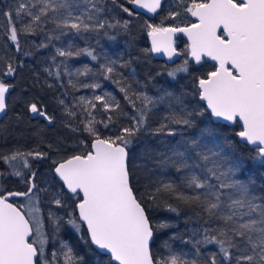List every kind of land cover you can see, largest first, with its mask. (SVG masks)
<instances>
[{
	"label": "snow or ice",
	"instance_id": "6c2138e0",
	"mask_svg": "<svg viewBox=\"0 0 264 264\" xmlns=\"http://www.w3.org/2000/svg\"><path fill=\"white\" fill-rule=\"evenodd\" d=\"M99 3L100 0H83L86 7L82 8L80 0H35V3L29 0V7L24 0H17L14 15L13 8L7 6V10L0 7V16L7 18L6 34L17 51L20 50L18 36L21 33L36 35L44 32L46 25H54L51 32L45 33L49 42L69 32L86 39L83 34L99 32L106 27L128 29L127 20L122 24L98 20L105 11L104 7L97 6ZM128 3L149 13L162 8V0H128ZM111 4L120 7L117 0H111ZM178 4L181 11L194 20L186 21L183 27L148 23L151 52H163L170 60L181 55L173 47V37L182 33L188 42L183 53L185 59L168 75L175 79L177 72H188L190 60L200 65L205 58L214 62L212 70L195 78L192 91L180 95L166 92L154 100L118 78L117 61L109 57H104L98 72H92L87 66L82 71L68 72L65 65V73L69 76L92 73L112 81L132 108L133 115L124 112L121 103L108 92L94 95L91 100L79 98L83 112L87 113L86 117H81L83 131L91 140L80 141L83 147L79 153L53 161L55 178L52 184L58 191L51 192V203L57 209L71 207L66 213L67 223L82 235L86 228L91 245L109 256L108 264H264V195L256 193L254 181L238 176V172L242 173L243 161L225 151L208 127L200 129L198 136L182 137L176 145L166 146V152H158L156 163L159 166H172L177 172L188 170L181 178L183 187L172 182L158 183L154 189L146 186L144 193V198L152 204L169 196L195 213L199 226L192 229L191 237L188 240H183L182 236L170 238L191 244L192 258H185L186 253L177 254L168 240L162 244L163 252L154 254L152 251L156 229L150 223L141 198L135 194L134 171L130 167L129 147L141 133L172 137L176 131L170 125H177L181 130L192 129L197 117H204L209 123L237 124L240 130L236 131V136L255 153L251 159L264 164V0H178ZM122 11L133 15L126 7ZM181 11L170 12L169 16L175 19ZM25 16L28 22L17 29L15 24L22 22ZM56 30L58 34H52ZM39 47L47 45L41 43ZM81 55L98 60L93 51L87 48L72 50L71 44L67 48H56L52 59L66 60ZM22 66L5 62L0 75L14 77ZM128 66L127 63L119 65ZM56 67L59 68V64ZM44 71L48 76L53 75L48 68ZM55 78L59 80L58 73ZM69 84L78 87L72 80ZM79 86L93 91L101 87L98 82L80 83ZM12 87L7 80H0V113L7 112V96ZM188 96L198 97V101L189 105ZM165 100L168 115L158 127L150 128L153 108ZM58 103L63 106L64 100ZM97 104L102 106L106 120L96 119L93 110L97 109ZM25 107L49 124L54 122L37 103L26 101ZM65 114L69 118L76 117L74 111L66 110ZM121 117L131 123L123 125ZM98 124L105 129L118 126V131L115 135H103ZM65 127L74 133L80 131L79 126L69 123H65ZM29 157L41 160L46 158V153L16 151L0 156V160L12 168L8 175L19 178L26 185L25 191H9L0 185V264H60L61 257L63 264H78L80 258L66 242H61L60 250L52 253L51 260L45 256L44 226L35 201L40 191L48 193L49 190L37 185V173L31 171ZM20 162L30 174L20 170ZM4 176L5 173L0 172V180ZM183 188L189 191L186 193ZM13 197H25L27 202L15 205L10 202ZM168 211L177 212L178 209L168 204ZM63 219L49 212L48 224L53 232L59 230V222ZM206 245H214L217 250L204 254L201 248Z\"/></svg>",
	"mask_w": 264,
	"mask_h": 264
},
{
	"label": "trees",
	"instance_id": "16d2710c",
	"mask_svg": "<svg viewBox=\"0 0 264 264\" xmlns=\"http://www.w3.org/2000/svg\"><path fill=\"white\" fill-rule=\"evenodd\" d=\"M24 2L29 4V0H24ZM32 2L35 3V0ZM16 3L17 0H0V7L7 10V6H11L14 15ZM80 3L82 8L86 7L83 0H80ZM117 3L120 7L112 6L111 0H100L97 6L104 7L105 11L101 12L98 20H105L112 24H122L123 21L127 20L129 21L127 30L120 27H106L99 32L83 34L86 39L69 32V35L49 42L45 33L51 32L54 25H46L44 32H38L36 35L21 33L18 36L19 51L6 34L7 18L0 16V73L4 71L5 62H11L16 66L23 65L18 67L14 77L0 75V80H7L13 85L10 94L7 96V112L0 119V156L11 155L16 151L30 152L35 150L46 153V158L41 160L31 157L27 159L31 171L37 173V185L49 190L48 193L40 191L37 199L46 240L44 245L45 256L49 260L52 259L54 251L60 250L61 242H66L73 249L74 255L80 258L78 264H108L109 260L107 256L99 254L90 246L84 230L82 235L67 223L66 213L71 211V207L57 209L51 203V192L58 191L52 184L54 179L51 175L53 161L79 153L83 147L80 141L90 142L91 140L88 134L83 131L81 117H86L87 113L83 112L79 98L85 97L86 100H91L94 95H103L104 92H108L121 103L124 112L128 113L129 116L133 115L132 108L129 107L123 94L112 81H105L102 77L94 76L92 73L86 76H69L65 73V65L68 72L82 71L85 66L92 69V72H98L100 63L104 62V57H109L117 61V72L120 74L118 78H123L131 84L134 90L143 92L154 100H158L166 92L180 95L183 92L192 91L195 78L206 75L207 71L212 70V64L206 60L200 65L190 61L188 72H177L175 79L168 75L169 71L176 69L185 59L182 52L185 41L182 38L175 40V49L181 55L174 63L166 64L163 60L154 58L150 54L144 33L148 23L166 27L185 26L186 21H191L190 15L181 11L178 0H162V8L158 9L151 18L134 13L130 9L131 4L128 3V0H117ZM38 7L39 5H37ZM125 7L133 12L132 16H128L126 12L122 11V8ZM35 10L33 9V11ZM177 11H181V14L172 19L169 13ZM28 20V17H23L22 22L16 23L15 27L22 29ZM58 31L56 30L52 34H58ZM105 32L108 35H105ZM41 43L46 44L47 47H39ZM69 44L72 45V50L87 48L89 51H93L98 56V60L93 61L91 57L86 55L66 60L61 57L52 59L55 56L56 48H67ZM125 63L129 66L119 67L120 64ZM57 64H59V68L56 67ZM45 68L50 69L53 75L48 76L44 71ZM57 73L59 80L55 78ZM69 80L76 82L78 87L73 88L69 84ZM93 82H98L101 87L93 91L90 88L79 86L80 83L90 84ZM48 85H52V87ZM60 99L64 100L63 106L58 103ZM26 101L37 103L53 117L54 122L49 124L42 117L32 115L25 107ZM197 101L198 97H187L189 105L195 104ZM66 110L74 111L76 117L69 118L65 114ZM93 112L97 120H106V114L99 104ZM168 112L167 100L157 103L153 108V115L149 122L150 128L158 127ZM65 123H69L71 126H79L80 131L72 132L69 127H65ZM121 123L127 126L131 121L121 117ZM170 127L176 131V135L172 137L153 136L150 132H144L130 145V167L134 171L133 188L147 209L150 223L156 229L151 244L153 253L163 252L162 244L168 240L177 254L186 253L185 258H192L194 249L191 244H184L180 239H170L173 236H182L183 240H188L191 237L192 229L199 226L198 218L192 209L185 207L169 196L162 197L156 204H152L144 198L146 186L154 189L158 183L172 182L183 187L181 178L188 171L177 172L175 167L159 166L156 163L159 158L158 152H166V146L176 145L182 137L198 136L200 129L208 127L212 130L215 141L221 144L225 151L243 161L242 173L238 172V176L245 181L249 179L254 181L255 191L258 195H264V164L251 159L255 153L250 152V147L240 142L236 136V131L240 130L237 124L209 123L204 117H197L196 126L192 129L181 130L177 125H170ZM97 128L103 135H115L118 131V126H110L109 129H105L102 124H98ZM211 146L209 144V147ZM191 162L189 161V163ZM20 170L29 173L28 169L22 167V162H20ZM11 171L10 165L0 160V172L5 173L4 178L0 180V185L7 188L13 183V191H25L26 185L19 178L8 175ZM183 190L186 193L189 191L187 188H183ZM168 204L176 207L178 211H168ZM50 211L64 218L59 222L60 227L56 232H53L52 227L48 224ZM161 224L166 225V227L160 228L159 225ZM216 250L214 245H206L201 248V252L204 254H210ZM60 264H63L62 257Z\"/></svg>",
	"mask_w": 264,
	"mask_h": 264
},
{
	"label": "water",
	"instance_id": "95a60500",
	"mask_svg": "<svg viewBox=\"0 0 264 264\" xmlns=\"http://www.w3.org/2000/svg\"><path fill=\"white\" fill-rule=\"evenodd\" d=\"M130 9L134 12V13H137V14H141V15H144V16H146L147 18H151L155 13H149V12H147V10H145V9H142V8H138V7H136L135 5H133V4H131L130 5ZM157 11H158V9H157ZM191 20H194V18L193 17H191ZM166 27H169V26H166ZM180 27H183V26H180ZM144 33H145V37H146V39H147V44H148V46H149V49H150V54L152 55V57H154V58H157V59H160V60H163L166 64H172V63H174L176 60H177V58H178V56H174L171 60L163 53V52H160V53H152L151 52V46H152V44H151V39H150V37H148V35H147V30H146V27H145V29H144ZM178 38H182L184 41H185V45H186V47H187V37L186 36H184L182 33H177L174 37H173V41L175 42V40L176 39H178ZM173 47H174V44H173ZM205 60L206 61H208L209 63H211V64H213L214 62H212V61H210V60H207V58H205ZM191 61V60H190ZM193 64H196L194 61H191ZM32 114V113H31ZM5 115V113H0V119L3 117ZM33 115V114H32ZM214 123H222V124H224V125H232V124H229V123H227V122H224V121H213ZM238 139H239V137H238ZM240 140V139H239ZM245 144V143H244ZM249 147H251V146H249ZM51 175H52V177L53 178H55V173H54V170H53V167H52V169H51ZM58 179V178H57ZM16 205V204H15ZM84 230V232H85V235H86V233H87V230H86V228H84L83 229ZM86 238H87V235H86ZM29 240H30V237H29ZM88 240V239H87ZM88 242H89V244H90V246L96 251V252H98L99 254H102V255H104V256H107L108 258H109V256L107 255V254H104V253H102L99 249H96L95 248V246L94 245H91V243H90V240H88Z\"/></svg>",
	"mask_w": 264,
	"mask_h": 264
},
{
	"label": "rangeland",
	"instance_id": "374dc122",
	"mask_svg": "<svg viewBox=\"0 0 264 264\" xmlns=\"http://www.w3.org/2000/svg\"><path fill=\"white\" fill-rule=\"evenodd\" d=\"M146 30H147V29H146ZM185 49H186V46L184 45L183 48H182V52H183V53L185 52ZM178 52H179V51H178ZM184 58H185V56H184ZM11 163H13V162H11ZM13 202H14V204H16V205L24 204V203L27 202V198H25V197H13ZM35 203H36L37 207L39 208L37 200L35 201ZM39 211H40V210H39ZM38 215H39V218H40V221H41L40 212L38 213ZM41 224H42V223H41ZM31 238L33 239V237H31Z\"/></svg>",
	"mask_w": 264,
	"mask_h": 264
},
{
	"label": "flooded vegetation",
	"instance_id": "af4514ba",
	"mask_svg": "<svg viewBox=\"0 0 264 264\" xmlns=\"http://www.w3.org/2000/svg\"><path fill=\"white\" fill-rule=\"evenodd\" d=\"M190 18H191V16H190ZM174 48H175V42H174ZM6 189L9 190V191H13V183L10 185V187H7ZM10 202L13 203V198H10Z\"/></svg>",
	"mask_w": 264,
	"mask_h": 264
}]
</instances>
